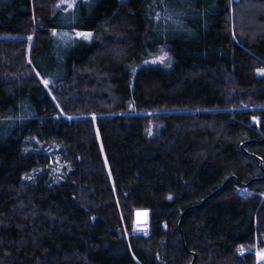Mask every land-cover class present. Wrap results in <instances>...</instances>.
<instances>
[{
    "label": "trees",
    "instance_id": "1",
    "mask_svg": "<svg viewBox=\"0 0 264 264\" xmlns=\"http://www.w3.org/2000/svg\"><path fill=\"white\" fill-rule=\"evenodd\" d=\"M161 49L171 66L136 68ZM216 158L254 164L126 168L108 254L120 160ZM262 249L264 0H0V264Z\"/></svg>",
    "mask_w": 264,
    "mask_h": 264
},
{
    "label": "rangeland",
    "instance_id": "2",
    "mask_svg": "<svg viewBox=\"0 0 264 264\" xmlns=\"http://www.w3.org/2000/svg\"><path fill=\"white\" fill-rule=\"evenodd\" d=\"M72 0H60L61 4L69 5ZM81 32L77 31L76 33ZM89 33V32H87ZM92 34V33H91ZM92 36V35H91ZM90 36V37H91ZM89 37V38H90ZM148 64H162L165 66H171V59L168 52L165 49H161L158 53L153 54L147 58L142 64L136 66L139 68ZM254 162L249 158H221V159H159V160H120L117 165L116 174H111V182L113 185V207L111 215L110 232L108 238V254L113 255L116 243V237L118 234V225L122 219L121 212V198H122V182L124 172L128 167L137 166H238V165H252ZM257 261L259 263L264 262V249L257 250Z\"/></svg>",
    "mask_w": 264,
    "mask_h": 264
},
{
    "label": "water",
    "instance_id": "3",
    "mask_svg": "<svg viewBox=\"0 0 264 264\" xmlns=\"http://www.w3.org/2000/svg\"><path fill=\"white\" fill-rule=\"evenodd\" d=\"M135 222L139 230H144L148 226L149 217L146 210H139L135 215Z\"/></svg>",
    "mask_w": 264,
    "mask_h": 264
},
{
    "label": "snow or ice",
    "instance_id": "4",
    "mask_svg": "<svg viewBox=\"0 0 264 264\" xmlns=\"http://www.w3.org/2000/svg\"><path fill=\"white\" fill-rule=\"evenodd\" d=\"M76 35L87 38V37H90L92 34L91 33L78 32V33H76ZM44 83H45V85H47L48 82L45 81Z\"/></svg>",
    "mask_w": 264,
    "mask_h": 264
}]
</instances>
